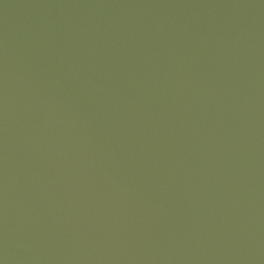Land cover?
I'll list each match as a JSON object with an SVG mask.
<instances>
[{
    "label": "water",
    "instance_id": "obj_1",
    "mask_svg": "<svg viewBox=\"0 0 264 264\" xmlns=\"http://www.w3.org/2000/svg\"><path fill=\"white\" fill-rule=\"evenodd\" d=\"M0 264H264V0H0Z\"/></svg>",
    "mask_w": 264,
    "mask_h": 264
}]
</instances>
